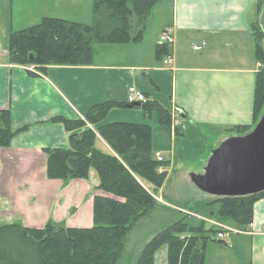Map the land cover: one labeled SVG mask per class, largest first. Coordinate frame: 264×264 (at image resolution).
I'll use <instances>...</instances> for the list:
<instances>
[{
  "label": "crops",
  "instance_id": "crops-1",
  "mask_svg": "<svg viewBox=\"0 0 264 264\" xmlns=\"http://www.w3.org/2000/svg\"><path fill=\"white\" fill-rule=\"evenodd\" d=\"M12 1L19 6L16 17L22 29L47 17L84 23L92 10L91 0H51V4L36 0L35 13H28L23 3L21 7ZM258 8V0H160L149 14L140 42L98 44L90 65H51L41 70L0 55V109H10L11 128L21 130L9 147L0 149V225L14 213L29 226L53 221L92 227L95 197L112 195L96 188L99 176L94 168L87 178L72 179L67 185L48 178L44 149L69 146L70 133L53 118H82L94 105L105 102L118 105L101 124L152 126L154 152L163 154L168 173L181 175L192 191L190 199L195 200L198 187L191 173L203 172L212 151L237 135V127H252L254 121L261 63L252 26L259 19ZM10 24L13 32L18 31L16 22ZM7 28L8 21L0 23V31ZM167 29L175 37L168 47L174 55L170 66L163 63L166 55L158 53L159 36ZM130 86L165 108L170 124L161 123L157 110L148 117L142 107L128 106ZM97 146L112 152L100 135ZM193 163L200 166L189 165ZM219 220L239 228L228 218ZM233 232L228 235L230 245H224L235 252L237 264H264V196L255 203L249 231Z\"/></svg>",
  "mask_w": 264,
  "mask_h": 264
},
{
  "label": "trees",
  "instance_id": "trees-1",
  "mask_svg": "<svg viewBox=\"0 0 264 264\" xmlns=\"http://www.w3.org/2000/svg\"><path fill=\"white\" fill-rule=\"evenodd\" d=\"M160 0H94L91 24L47 17L33 26L12 32L9 41L10 58L23 65L83 66L93 61L98 44L137 43L143 38L152 8ZM259 19L252 26L256 41V57L261 69L256 75L254 121L252 127H237V135L249 133L264 112V0H258ZM159 56L169 53L160 44ZM31 55L33 58L31 59ZM118 104L105 102L94 105L83 118H53L62 122L69 135L67 148H45L47 176L61 179L64 185L77 178H87L92 168L97 171L96 188L112 196H96L94 225L88 228L68 227L50 221L43 228H31L19 223L0 225V264H119L125 255L131 229L161 205L144 183L157 193L168 170L160 173L152 147V126L146 123L114 122L101 124L109 111ZM140 106L148 117L157 110L160 121L169 125L167 111L150 102ZM21 130L11 128L10 109H0V148L11 145ZM100 135L112 149L97 146ZM164 166L169 164L165 161ZM264 191L247 196L217 197L207 201L220 205L219 214L230 218L242 230H249L254 206ZM163 206V205H162ZM186 214L154 235L134 259L133 264H154L156 250L168 244V264H205L210 241L227 245L218 238L222 228L210 229L203 222L195 226ZM227 233V232H226ZM221 241V242H220Z\"/></svg>",
  "mask_w": 264,
  "mask_h": 264
},
{
  "label": "rangeland",
  "instance_id": "rangeland-1",
  "mask_svg": "<svg viewBox=\"0 0 264 264\" xmlns=\"http://www.w3.org/2000/svg\"><path fill=\"white\" fill-rule=\"evenodd\" d=\"M15 1H17L21 5V7L23 3V5H25V10L28 13H31L33 11L35 13L34 9H35L36 0H15ZM45 1L47 4L48 3L51 4V0H45ZM93 4H94V0H91L92 10L91 12L88 11L89 14L86 16V18H84L86 21L84 23H91L93 20ZM22 14L23 16H25L23 11ZM18 15H19V6L16 7V3H13L12 0H0V17H1L0 23H2L3 21H8L9 23V28H7L6 31L4 32L2 30L0 31V55L6 54L7 56L10 54V51L8 50L9 41H10V35L13 32V30L10 29V25H11L10 21L13 20L14 22H16L15 24L16 30H20L23 28V27L21 28V25L17 23L20 21V19L16 17ZM12 16L13 19H10ZM46 16H50V14H46ZM40 21L41 20H39L38 22ZM32 24H35V22H32ZM100 146L103 148L105 147L104 145L103 146L100 145ZM189 165L196 167L200 166L199 163H193ZM170 174L171 176L169 179ZM172 175L173 174L171 172L170 173L167 172L165 181L162 187L159 189L162 192L158 190L157 193H154L153 192L154 187L147 183L146 184L144 183L145 187L147 189L148 188L150 189L149 191L150 194H152V196L161 206L158 207L156 210H154L153 213H151L150 215L139 221V223L136 224L131 229L130 234L128 236V240L126 242L125 255L119 264H133L134 261H131V259H134L135 256L138 253H140L143 246L154 235H156L158 232L162 231L163 229L174 223V221L179 220L186 214L190 215L189 217L190 221L195 226H200L204 222L206 228H210V229L222 228L224 230H227L226 231L227 233L224 236L226 239L225 238L223 239L227 243V245L228 244L230 245L229 242L230 237H228V235L233 234L234 233L233 231L236 232L242 231V233H247L246 230H242V228L240 227L237 229L232 227V226L236 227V225L233 223L230 224L232 226H227L222 222H220L219 220L220 218H228V217L221 216L219 214L220 205L218 203H215L212 207H209L207 205L206 199L212 198L210 197L212 195L209 194L207 195V193H204L203 191L199 190V188H197L194 190L196 194H198L197 198L195 200H191L190 193H192V191L188 190L187 187H185V185L182 182L183 180L180 178L181 175H178V177ZM10 221H12L11 223H19L31 228H43L50 222L47 221L45 224L41 226H37V225L29 226V225H25L21 221V219L15 216L14 213H11L7 218V222L6 223L2 222V223L11 224ZM93 225H94V211H93ZM68 227H75V226H68ZM77 228H88V227H77ZM168 252H169L168 244H163L161 247H159L154 255V264H168V255H169ZM237 262H238L237 256L230 247H227L224 244L218 242L210 241L208 243L206 249V256H205V264H237Z\"/></svg>",
  "mask_w": 264,
  "mask_h": 264
},
{
  "label": "water",
  "instance_id": "water-1",
  "mask_svg": "<svg viewBox=\"0 0 264 264\" xmlns=\"http://www.w3.org/2000/svg\"><path fill=\"white\" fill-rule=\"evenodd\" d=\"M190 177L201 191L212 196H247L263 192L264 112L252 131L224 140L212 151L204 171L191 173Z\"/></svg>",
  "mask_w": 264,
  "mask_h": 264
},
{
  "label": "built area",
  "instance_id": "built-area-1",
  "mask_svg": "<svg viewBox=\"0 0 264 264\" xmlns=\"http://www.w3.org/2000/svg\"><path fill=\"white\" fill-rule=\"evenodd\" d=\"M174 42H175V37L172 34V32L168 29L164 30L159 36V44H163V45L170 47L171 45L174 44ZM163 63L165 65H168V66L173 65L174 64L173 53H168L165 56ZM148 100L149 99H148L147 95L142 90L138 89L135 86H130L128 88V90H127V104L135 105V104L147 102ZM174 116H175V118H178L180 116L179 112L176 111ZM155 157H156V160L160 163L158 171L160 173L164 172L166 170L167 166L163 165L165 163V158H164L163 154H161L160 152H156ZM248 231L249 230H246V232H248ZM238 232H242V231H238ZM225 234H226V232L219 233L218 238H225L224 237Z\"/></svg>",
  "mask_w": 264,
  "mask_h": 264
}]
</instances>
